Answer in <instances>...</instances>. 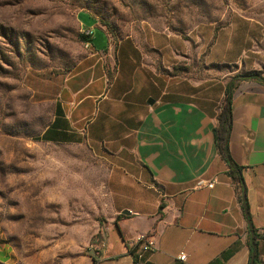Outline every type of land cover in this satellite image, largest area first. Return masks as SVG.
<instances>
[{
  "label": "crops",
  "instance_id": "crops-1",
  "mask_svg": "<svg viewBox=\"0 0 264 264\" xmlns=\"http://www.w3.org/2000/svg\"><path fill=\"white\" fill-rule=\"evenodd\" d=\"M93 24L82 26L102 36L94 35L90 56L60 91L41 138L60 145L130 144L160 190L151 208L126 206L121 211L129 215L100 227L89 264H250L243 189L219 153L215 130L232 79L251 72L264 77V26L237 13L226 24L203 23L187 34L142 26L140 36L117 42ZM231 108L228 151L241 169L257 264H264V84L236 83ZM199 180L215 185L197 188ZM149 240L154 248L142 252ZM13 256L0 233V264Z\"/></svg>",
  "mask_w": 264,
  "mask_h": 264
},
{
  "label": "rangeland",
  "instance_id": "rangeland-1",
  "mask_svg": "<svg viewBox=\"0 0 264 264\" xmlns=\"http://www.w3.org/2000/svg\"><path fill=\"white\" fill-rule=\"evenodd\" d=\"M237 13L264 26V0H0V233L14 249L9 264H89L100 227L126 206L151 208L160 190L130 144L41 140L60 91L91 54L82 23L118 42L142 26L187 34Z\"/></svg>",
  "mask_w": 264,
  "mask_h": 264
},
{
  "label": "trees",
  "instance_id": "trees-1",
  "mask_svg": "<svg viewBox=\"0 0 264 264\" xmlns=\"http://www.w3.org/2000/svg\"><path fill=\"white\" fill-rule=\"evenodd\" d=\"M81 38L83 42L87 40L86 37L83 35ZM178 73L179 72L177 71V69H175L172 74L177 75ZM248 80L258 81L264 84V77L259 72L237 74L229 84L225 104L222 106L219 116H218L219 125L217 129L215 130L216 143H217L219 153L228 163L229 161L232 163L230 155H229V151H228V137L231 131V123H232V108H231L232 91L236 83L242 82V81H248ZM232 165L235 168H232L230 166V174L234 178V180H236L239 183L240 187H242L243 189V176L241 173V169L236 167L233 163ZM121 216H119V218ZM250 262H251V259H250ZM257 263H258V256L256 254L254 264H257Z\"/></svg>",
  "mask_w": 264,
  "mask_h": 264
},
{
  "label": "built area",
  "instance_id": "built-area-1",
  "mask_svg": "<svg viewBox=\"0 0 264 264\" xmlns=\"http://www.w3.org/2000/svg\"><path fill=\"white\" fill-rule=\"evenodd\" d=\"M82 35L86 37V41H85V47L87 49H90V48H93V45H92V40L94 38V35H95V29L93 27H85V28H82V31H81ZM215 185V182L214 181H206V180H199L196 184L197 188H203V187H207L209 189H212ZM145 240V238H140L138 240V242L140 243L141 241ZM154 248V242L153 241H146L144 242L142 248H141V251L144 252V251H148V250H152ZM179 259L181 261H184L186 259V255L185 254H181L179 256Z\"/></svg>",
  "mask_w": 264,
  "mask_h": 264
},
{
  "label": "water",
  "instance_id": "water-1",
  "mask_svg": "<svg viewBox=\"0 0 264 264\" xmlns=\"http://www.w3.org/2000/svg\"><path fill=\"white\" fill-rule=\"evenodd\" d=\"M229 165L232 168H235L230 161H229ZM243 200H244L245 214H246V217H247V220H248V225H249V228H250V231H251V236H252V254H251V262H250V264H254V260H255V256H256V244L254 242L255 231H254V228H253V225H252V221H251V217H250V213H249V209H248V205H247V195H246V189H245V186H244V182H243ZM123 214L129 215L130 212L129 211H124Z\"/></svg>",
  "mask_w": 264,
  "mask_h": 264
}]
</instances>
